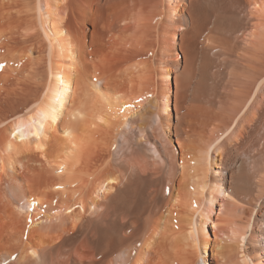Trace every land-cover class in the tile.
<instances>
[{
  "label": "bare ground",
  "instance_id": "6f19581e",
  "mask_svg": "<svg viewBox=\"0 0 264 264\" xmlns=\"http://www.w3.org/2000/svg\"><path fill=\"white\" fill-rule=\"evenodd\" d=\"M0 264H264V0H0Z\"/></svg>",
  "mask_w": 264,
  "mask_h": 264
}]
</instances>
